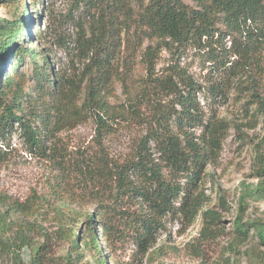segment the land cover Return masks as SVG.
I'll return each instance as SVG.
<instances>
[{"label":"trees","instance_id":"obj_1","mask_svg":"<svg viewBox=\"0 0 264 264\" xmlns=\"http://www.w3.org/2000/svg\"><path fill=\"white\" fill-rule=\"evenodd\" d=\"M7 2L13 19H0V168L8 159L9 138L19 129L25 143L55 171L46 192L14 202L12 208L27 217L54 212L57 234L69 245L67 254L55 257L45 241H35L20 226L13 240L3 242L14 264H26L25 247L31 250L28 264H109L126 244H133L135 253L151 255L161 249L157 236L175 221L192 226L200 220L197 241L203 243L223 234L224 217L208 206L206 168L217 163L236 126L215 110H205L202 87L180 60L189 48L207 51L214 69L237 78L239 88L255 80L253 70L259 69L258 87L264 92V0H73L67 21L74 33L66 34L62 45L70 71L57 68L48 54L37 61L40 53L19 42L31 38L33 28L41 37L34 23L40 15L38 0H30L34 15L27 0H21L22 12L14 0ZM146 40L153 45L142 51ZM163 49L174 62L159 76ZM141 54L148 76L130 90V106L111 103L118 84L134 81ZM11 56L17 63L8 68ZM25 56L35 60L30 80L21 71ZM215 88L217 95L221 89ZM255 96L263 109L264 95ZM259 118L260 112H253L247 126L256 128ZM121 120L145 129L132 155L123 159L113 156L107 144ZM91 121L97 126L92 145L69 150L62 133ZM256 162L253 174L259 182L245 187L241 207L248 198L264 199L262 146L256 148ZM221 206L227 210L224 199ZM65 209L84 216L85 227L66 226ZM241 219L236 230L245 240L251 225ZM253 228L264 240V222Z\"/></svg>","mask_w":264,"mask_h":264},{"label":"rangeland","instance_id":"obj_2","mask_svg":"<svg viewBox=\"0 0 264 264\" xmlns=\"http://www.w3.org/2000/svg\"><path fill=\"white\" fill-rule=\"evenodd\" d=\"M7 1L0 2V19H13V13L7 6ZM14 1L19 5V12H22L24 9L21 0ZM185 1L192 3V0ZM27 2L31 14L34 15V5L30 0ZM72 2L73 0H38L36 9L40 10V15L38 21L35 20L34 23L39 24L42 31L41 37L36 35L33 28L31 38L19 39L21 44L23 43L29 49H36L40 53L37 61L41 62L43 54H48L56 61L57 68L68 71L71 69V61L62 45L65 35L69 33L72 36L74 33L73 27L67 21ZM226 42L229 45V38ZM150 45L153 43L144 41L142 51ZM16 59L11 56L7 61V67L9 68V63L16 64ZM173 62L171 52L163 49L156 67L157 75H163L166 68ZM180 65L185 67L193 79L201 85L200 100L205 110L208 113L215 110L220 117L227 118L239 129L238 132L236 128L230 130L219 160L206 168L207 182L204 190L206 195L210 196L208 206L221 212L224 217L222 225L225 232L214 241L203 243L197 241L202 229L200 220L192 226L175 221V223H168L167 230L157 236L156 248L161 247L159 251L151 255L149 253L143 255L135 253L133 244H126L115 254L116 261H110L109 264H264V240L255 233L253 228L256 223L264 222V199L248 198L244 206H240L245 187L259 182V178L253 173L257 166L256 148L259 149L262 146L264 151V108L259 106L260 97L255 94L259 92L264 95L262 88L258 87L261 84L262 72L259 69L253 70L255 80L239 88L237 78L228 77L214 69L208 60L207 51L194 48L185 51ZM34 66L35 60L25 56L21 71L28 79L32 75ZM132 76L134 81L129 84L130 86L117 85L115 95L109 97L111 103L130 106V90L134 91V86L144 83L143 79L148 76L144 54L137 58ZM214 80L219 84L215 86ZM217 86L221 92L215 95ZM253 112H260V118L256 128H249L248 117ZM96 128V124L91 121L75 130L63 132L65 145L71 151L91 146L96 135ZM144 136L143 127L121 120L119 125H115V131L107 138L109 151L119 159L129 157ZM9 143L8 159L0 168V264H14L11 254L4 250L3 242L13 240L16 235L14 231H17L20 226L26 227L30 237L35 241H45L50 255L58 257L67 254L69 245L57 234L60 223L55 218L54 212L43 216L27 217L15 212L12 208L14 202H24L34 193L47 191V182L55 171L52 163L31 150L19 129H14ZM0 147H3L1 141ZM222 199L226 201L227 210L221 206ZM74 207L79 209L75 205ZM92 209L93 206H90L89 211ZM65 212H67L64 218L66 226L85 227L82 223L84 216L69 214L67 209ZM240 217L243 223L251 225L245 226L250 229L245 240L238 238L236 230ZM21 255L26 264L32 259L29 247H25ZM87 257H90V254H87Z\"/></svg>","mask_w":264,"mask_h":264}]
</instances>
